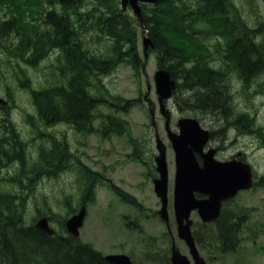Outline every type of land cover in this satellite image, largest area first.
Masks as SVG:
<instances>
[{
    "label": "rangeland",
    "instance_id": "rangeland-1",
    "mask_svg": "<svg viewBox=\"0 0 264 264\" xmlns=\"http://www.w3.org/2000/svg\"><path fill=\"white\" fill-rule=\"evenodd\" d=\"M115 1L120 3V0ZM231 3L248 24L253 25V21L259 18L264 21V4L260 0H231ZM91 4V0L85 1L87 7ZM128 15L133 17L130 8ZM134 31L137 57L141 60L139 71L134 72L126 63H119L100 78L102 86L90 89L92 94L119 96L131 104L125 111L114 112L109 105L100 104L94 111V130L87 135L75 132L65 123L46 126L37 116L31 89L59 86L65 80L60 72L61 57L55 51L48 50L33 67L15 59L9 60V65L5 64V56L0 52V98L6 102V112L0 111V123L5 120L10 122L12 130L7 135L16 137L22 143L23 160L22 163L15 159L0 160V191L22 197L21 201L26 205L21 221L25 225L35 224L40 217H47L50 226L61 232L62 221L83 205L86 213L79 230L81 242L89 244L104 256L125 254L133 264H170L172 248L188 259L190 255L176 233L172 206L174 155L166 138L165 119L160 116L154 88L153 77L158 70L156 52L149 45L145 51L143 49L148 33L145 34L137 25ZM170 40L173 46L189 56L209 55L216 44L211 39L196 43L177 36L170 37ZM88 41L86 39V43ZM107 44L105 38L96 40L94 37L89 41V47L97 52H102ZM212 55L216 64L221 66L220 60ZM206 61H210L208 56ZM23 78L27 80L23 81ZM227 79L231 117L214 116L184 107L179 98L183 96L181 92L172 96L168 108L173 111L174 124L181 117L191 116L213 131L211 143L217 148L219 158L227 159L232 154H240L252 167L254 181L251 188L238 192L227 203L235 215L246 216L247 230L234 257H225L217 248L211 227L201 226L196 213L190 216L193 222L191 229L199 239L196 243L199 255L209 264H215L217 260L219 264H231L233 259L234 264H238L241 252L246 258H241V263L264 264V82H261L264 78L254 81L247 89L235 76L230 75ZM20 80L21 84L18 83ZM151 109H154L155 126L151 124ZM109 114L121 126L118 132L103 136L99 130L100 123L106 121ZM114 123L112 120L111 125ZM155 133L166 147L167 224L159 217L160 201L153 192L152 180L156 177L153 158L157 155ZM2 135L6 134L0 127V137ZM47 135L67 143L85 169L96 174L97 181L89 187L88 193L84 194L87 183L75 167L56 175L51 172L37 177L30 175L40 150L51 147ZM27 177L31 180L28 181ZM122 197L127 202L122 201ZM137 204L140 205L138 209ZM249 255L256 261L247 259Z\"/></svg>",
    "mask_w": 264,
    "mask_h": 264
},
{
    "label": "trees",
    "instance_id": "trees-1",
    "mask_svg": "<svg viewBox=\"0 0 264 264\" xmlns=\"http://www.w3.org/2000/svg\"><path fill=\"white\" fill-rule=\"evenodd\" d=\"M85 1L0 0V52L5 64L15 59L33 67L48 50L61 57L64 82L31 89L37 116L46 126L65 123L75 132L87 135L94 130V111L100 104L109 105L112 112L127 109L129 100L95 95L90 89L102 86L100 78L119 63L139 71L135 25L148 30L157 67L168 70L176 81L174 93L181 92V104L191 110L231 117L227 77L235 76L244 89L264 78V21L259 18L253 25L248 24L231 0H161L155 5H141L140 19L129 16L127 10L121 11L115 0H91L89 7ZM168 35L196 43L215 40L212 53L221 66L210 52L202 56L185 54L170 43ZM94 37L108 40L102 52L89 47ZM5 103H0V111L6 112ZM0 124L6 134L0 137V160L20 162L22 143L7 135L12 130L8 120ZM120 126L109 114L99 130L104 136L118 132ZM47 136L51 147L40 150L30 175H56L75 167L87 183L84 194L88 193L97 181L96 174L85 169L67 143ZM21 199L17 194L0 191V264H111L90 245L67 234L64 221L61 232L52 236L37 230L33 223L23 224L26 203ZM217 226L222 250L232 249V231L238 229V223L223 216Z\"/></svg>",
    "mask_w": 264,
    "mask_h": 264
},
{
    "label": "water",
    "instance_id": "water-1",
    "mask_svg": "<svg viewBox=\"0 0 264 264\" xmlns=\"http://www.w3.org/2000/svg\"><path fill=\"white\" fill-rule=\"evenodd\" d=\"M159 0H121L122 9L129 4L136 16L140 15L138 3H155ZM264 2V0H262ZM151 46L150 40L144 38L143 47ZM155 91L158 95L161 109L162 101L170 98L175 88V81L166 70H158L154 75ZM178 134L167 130L168 139L174 151L175 176L173 189V210L177 223V231L180 239L187 244L194 264H204L198 257L194 241L190 233V213L197 211L204 222L213 221L221 206V201L233 197L239 190L251 186V171L247 165L236 162L219 163L213 160V151L202 155V149L207 143L209 134L202 130L196 120L191 118L180 119L177 123ZM168 128L166 123V129ZM159 156L155 158L156 170L159 178L153 181L154 192L161 200L160 216L167 220V164L165 148L160 141L156 145ZM195 154L201 155L202 167L196 161ZM194 193L206 196V199H196ZM85 216L83 207L77 214L71 216L65 222V230L73 237L78 236ZM185 222V223H184ZM35 228L47 235H53L54 230L49 226L45 217L35 223ZM112 264H131L129 258L124 255L107 256ZM171 264H190L189 261L175 250H172Z\"/></svg>",
    "mask_w": 264,
    "mask_h": 264
},
{
    "label": "flooded vegetation",
    "instance_id": "flooded-vegetation-1",
    "mask_svg": "<svg viewBox=\"0 0 264 264\" xmlns=\"http://www.w3.org/2000/svg\"><path fill=\"white\" fill-rule=\"evenodd\" d=\"M170 112V111H169ZM153 124V123H152ZM169 124H170V127L171 128H174V127H176V123L174 124V122H173V118H172V115H171V112H170V118H169ZM210 146H211V144H209L207 147H206V149H204V152L206 151V150H208L209 148H210ZM197 160H198V162L199 163H201V158L200 157H198L197 158ZM231 212L230 211H227V216H226V218L227 219H237V220H240V219H238V217L237 216H229V214H230ZM220 215H221V213H220ZM218 218V217H217ZM216 218V219H217ZM219 219V218H218ZM217 219V220H218ZM216 221V220H215ZM215 221L214 222H212V223H203V224H208V225H212L213 227L215 226V229H216V233H217V238L221 241V239H220V237H219V235H218V229H217V223L215 224ZM246 222H247V219H246V217H245V215H243L242 217H241V223H244L243 224V228L242 229H240L241 231H240V234H239V237H243L244 235H245V230H247V226H246ZM202 225V224H201ZM243 238H245V237H243ZM241 239H239V241H238V243H237V245H240V243H243V241H240ZM222 243V242H221ZM218 245V244H217ZM234 245V244H233ZM235 249V246H233L232 247V249H229V250H231L232 252H229V253H226V254H222L223 256H231V257H234V255H235V252H236V249ZM225 256V257H226ZM238 259V264H243V263H241L240 262V259L241 258H237ZM204 260V263L205 264H209L208 262H207V260H205V259H203ZM243 260H245V259H243ZM234 262H235V259H233V260H231V264H234ZM214 264V263H213ZM215 264H219V260H217V263H215Z\"/></svg>",
    "mask_w": 264,
    "mask_h": 264
},
{
    "label": "bare ground",
    "instance_id": "bare-ground-1",
    "mask_svg": "<svg viewBox=\"0 0 264 264\" xmlns=\"http://www.w3.org/2000/svg\"><path fill=\"white\" fill-rule=\"evenodd\" d=\"M182 66H183V65H182ZM191 88H192V87H191ZM220 88H221V87H220ZM195 90H196V89H195ZM192 92H193V90H192ZM192 95H193V94H192ZM191 99H192V98H191ZM232 99H234V98H232ZM227 102H228V101H227ZM173 103H174V102H173ZM211 107H212V106H211ZM213 107H214V106H213ZM218 109H219V108H218ZM174 110H175V109H174ZM209 112H210V111H209ZM186 113H187V112H186ZM212 113H213V112H212ZM218 113H219V112H218ZM160 116H161V115H160ZM210 116H211V115H210ZM197 117H198V116H197ZM177 118H178V117H177ZM210 118H211V117H210ZM161 119H162V118H161ZM206 119H207V118H206ZM161 126H162V125H161ZM230 146H231V145H230ZM230 146H229V147H230ZM224 149H225V148H224ZM224 149H223V150H224Z\"/></svg>",
    "mask_w": 264,
    "mask_h": 264
}]
</instances>
